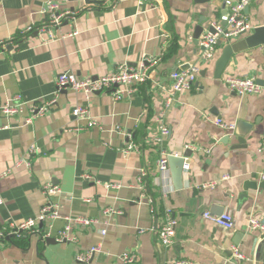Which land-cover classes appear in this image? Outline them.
I'll return each instance as SVG.
<instances>
[{
	"label": "crops",
	"instance_id": "1",
	"mask_svg": "<svg viewBox=\"0 0 264 264\" xmlns=\"http://www.w3.org/2000/svg\"><path fill=\"white\" fill-rule=\"evenodd\" d=\"M51 1L77 15L54 29V40L45 41L36 30L21 33L45 22V0H0V106L17 94L26 102L22 115L0 112V173L9 170L0 177V225L35 218L46 183L60 190L52 201L62 216L101 222L76 227L74 242L55 239L63 218L45 225L43 235L6 236L0 239V264H82L75 254L97 244L100 251L92 264H124L126 253L135 254L131 264H239L230 259L233 245L253 264H264V240L246 229L251 217L264 222V189L248 185L264 179V158L257 152L264 137V47L233 51L223 67L216 65L227 46L264 26V0H250L243 11L252 29L234 40H218L208 61L201 58L199 41L210 22L224 14V0ZM89 3L94 4L85 6ZM197 26L203 31L195 39ZM72 31L77 34L69 36ZM7 45L12 49L7 51ZM145 60L157 61L149 80L120 99L108 92L86 98L56 91V77L64 71L97 78L122 63L135 66ZM193 64L200 68L197 89L174 93L170 72ZM226 76L254 77L262 91L239 96L224 83ZM42 100L51 102L48 112L25 122L31 104ZM77 105L87 108L96 126L72 116ZM161 111L170 134L156 144L155 119ZM214 118L232 125L233 134L214 124ZM129 132L136 149L124 153ZM163 151L187 154L188 169L183 168L179 186L169 167L166 175L157 169ZM26 156L28 166L14 165ZM212 181H217L212 188H196ZM103 183L119 188L105 189ZM148 199L157 218L150 214ZM107 207L121 214L102 218ZM166 207L177 219L168 247L154 231ZM205 212L229 213L233 227L221 228ZM47 232L49 242L44 241Z\"/></svg>",
	"mask_w": 264,
	"mask_h": 264
},
{
	"label": "built area",
	"instance_id": "2",
	"mask_svg": "<svg viewBox=\"0 0 264 264\" xmlns=\"http://www.w3.org/2000/svg\"><path fill=\"white\" fill-rule=\"evenodd\" d=\"M115 3V0H112ZM250 0H237L232 2L231 0H224L226 10L222 14L218 21H211V30H206L202 33L199 44L201 45L203 51L201 58L204 61H208L213 57L218 40L222 39L225 41H230L239 38L246 32L252 29L251 25L243 15L244 9L247 7ZM90 4H85V6H90ZM41 13L45 17V22L43 24H38L37 26H27L22 30V34L36 30L37 33L43 37L45 41L54 40L56 38L54 29L61 25L63 21L74 20L77 13L75 11L61 10L59 4L51 0H45ZM77 31H72L68 34L69 36L76 35ZM63 37V36H60ZM0 42V46L3 45ZM145 63V64H144ZM148 63V64H146ZM157 63L156 60H145L139 65L131 66L125 63L118 65L111 73L102 75L97 78L93 77H83L79 78L74 73L70 71H64L57 75L55 84L56 91L70 90L76 93L83 94L88 98L91 94L96 92H108L115 99L122 98L123 95H131L135 93L138 89V85L142 82L149 80V70ZM200 68L197 64H193L186 71H171L170 72V85L174 93H180L183 91H188L191 89H197L196 80ZM224 83L227 85L229 90L235 92L239 96L247 94H256L262 91V86L258 84L254 77H231L226 76ZM50 101H41L36 104H31L32 106L28 110L29 114L25 118V122L30 123L32 119L43 116L48 112ZM26 102L23 100L20 94L14 95L9 98L3 105L0 106V112L7 116H19L23 113V108ZM169 105V100H167L165 107ZM72 116L77 119L85 120L88 126H96L97 121L94 117L88 114L86 107L77 105L71 110ZM164 112L156 117L157 122V134L153 137V142L159 144L164 137L170 134L169 127L162 123ZM214 124L220 128L233 131V126L224 123L219 118H214ZM230 133V134H231ZM127 145L122 151L128 153L130 150H134L135 145L132 141V136L129 133ZM35 152L34 146L30 147L29 153ZM257 152L264 158V137L262 138ZM170 155L177 156L176 154H171L163 151L161 156L157 160V169L160 174H168V157ZM19 159L14 163L15 166L24 165L28 166V160ZM184 169H188V164H183ZM9 170L2 171L0 177L8 174ZM144 172L140 173L138 180L141 182ZM264 178V174L261 176ZM228 176H223L222 179H227ZM217 181L208 182L197 186V189L212 188L216 185ZM105 189L109 188H119L117 184H102ZM59 188L51 183H46L42 188L43 202L40 205L39 212L35 218H29L23 220L17 224H9L7 226L0 225V239L3 240L6 236H13L15 238H20L24 235L38 234L43 235V228L45 225L50 227L52 221L63 218L65 221L64 226L57 232L55 239L58 242H74L76 237L73 234V230L76 227H89L93 226L101 221L97 218H88L84 216H62L59 210V206L52 201V196L59 193ZM143 197V195H141ZM150 206V214L152 218H157V208L152 202V199H148ZM114 214H121L120 211L114 208L107 207L101 211V217H112ZM203 216L207 219L212 220L216 225L220 226L225 230H229L233 227V219L229 213L222 212L217 216H212L209 212H205ZM177 226V219L174 217L173 212L170 208L166 207L163 211V222L158 226H155L154 231L158 235L159 242L162 246L168 247L174 242L175 229ZM247 230L257 231L260 237L264 240V222L251 217L247 223ZM102 235L105 234L104 230H101ZM47 238L48 232L44 235ZM100 251V245H93L88 247V249L77 252L74 259L82 264H92L93 256ZM230 259L236 260L239 264H253L254 260L251 257L246 256L239 251L237 246L231 247ZM122 260L124 264H131L136 261L134 253H126L122 255ZM174 264H186L185 261L177 260Z\"/></svg>",
	"mask_w": 264,
	"mask_h": 264
},
{
	"label": "water",
	"instance_id": "3",
	"mask_svg": "<svg viewBox=\"0 0 264 264\" xmlns=\"http://www.w3.org/2000/svg\"><path fill=\"white\" fill-rule=\"evenodd\" d=\"M211 30V27L209 28ZM203 31L202 26H197L196 34L194 35L195 39H198L200 33ZM253 45H263L264 47V26H259L253 30V33L249 36L245 37L244 39H241L235 43H232L231 45L227 46L219 59L217 60V67L221 68L224 66L225 62L227 61L228 57L233 51H238L241 49H244L248 46ZM5 49L11 50L12 46H6ZM230 134V133H229ZM233 134V131L231 135ZM227 140L229 139L230 135H227ZM242 137V136H241ZM241 141V140H240ZM187 156V154H184L183 156H173L170 155L168 157V167L170 169L173 181L177 186L181 185V178H182V172H183V164H184V157ZM248 185L252 189H264V179L260 182H252L248 183ZM51 239L45 238V242H49ZM263 241V240H262ZM254 245L257 244L256 241H254ZM256 247V246H255Z\"/></svg>",
	"mask_w": 264,
	"mask_h": 264
},
{
	"label": "rangeland",
	"instance_id": "4",
	"mask_svg": "<svg viewBox=\"0 0 264 264\" xmlns=\"http://www.w3.org/2000/svg\"><path fill=\"white\" fill-rule=\"evenodd\" d=\"M92 4H94V3H92Z\"/></svg>",
	"mask_w": 264,
	"mask_h": 264
}]
</instances>
